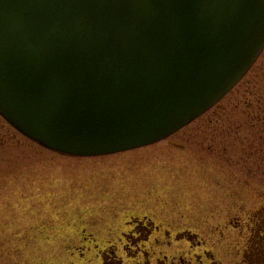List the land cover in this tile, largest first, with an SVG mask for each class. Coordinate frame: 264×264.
Here are the masks:
<instances>
[{
    "label": "rangeland",
    "instance_id": "obj_1",
    "mask_svg": "<svg viewBox=\"0 0 264 264\" xmlns=\"http://www.w3.org/2000/svg\"><path fill=\"white\" fill-rule=\"evenodd\" d=\"M256 251L264 51L207 114L125 153L61 156L0 116V264H252Z\"/></svg>",
    "mask_w": 264,
    "mask_h": 264
},
{
    "label": "water",
    "instance_id": "obj_2",
    "mask_svg": "<svg viewBox=\"0 0 264 264\" xmlns=\"http://www.w3.org/2000/svg\"><path fill=\"white\" fill-rule=\"evenodd\" d=\"M264 51V0H0V116L100 157L161 142Z\"/></svg>",
    "mask_w": 264,
    "mask_h": 264
},
{
    "label": "flooded vegetation",
    "instance_id": "obj_3",
    "mask_svg": "<svg viewBox=\"0 0 264 264\" xmlns=\"http://www.w3.org/2000/svg\"><path fill=\"white\" fill-rule=\"evenodd\" d=\"M130 223L134 225V228L138 227L140 225V223H136L134 220ZM258 253L263 254L264 251H256V252L251 254L252 255L251 256V263L252 264H260L261 262H264L263 257H261Z\"/></svg>",
    "mask_w": 264,
    "mask_h": 264
}]
</instances>
